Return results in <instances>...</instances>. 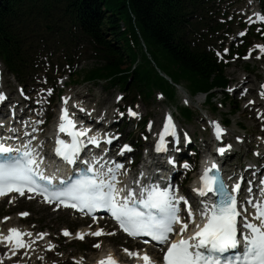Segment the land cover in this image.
<instances>
[{
    "label": "snow or ice",
    "instance_id": "snow-or-ice-1",
    "mask_svg": "<svg viewBox=\"0 0 264 264\" xmlns=\"http://www.w3.org/2000/svg\"><path fill=\"white\" fill-rule=\"evenodd\" d=\"M259 19L264 20V16H259ZM257 48L264 53V45H257ZM5 99L4 94L0 93V101ZM129 112L133 116L137 115L131 110ZM60 121L59 131L67 133L72 140L71 143H67L57 138L55 152L67 164L76 165L81 159L80 152L85 144L81 137H86L88 143L99 147L100 139L88 136V129L74 130L75 122L68 116L66 108L60 116ZM212 123L216 138L220 139L224 130L218 123L214 121ZM170 129L171 135L176 137L175 125L169 116L156 151L162 150L164 135L168 134ZM185 140H188L187 134ZM175 142L179 144L178 137ZM107 143H112L111 137L107 138ZM231 147L226 145L219 147L217 151L223 155ZM125 150L131 151L130 145H123L121 154ZM43 161V156L31 143L24 145L22 151L0 142V196L10 192H17L23 196L27 189L29 192L43 195L48 203L56 202L57 207L71 206L82 212L87 210L89 213L96 209H106L130 237L146 236L159 245H166L162 264H264V205H255V219L258 223L249 222L245 216L244 220L240 221L242 224L240 227L238 218L242 216V211L238 207L235 194L239 192L240 184L236 183L228 189L219 175L220 169L216 163L204 168L200 176L201 186L193 189L200 197H207L212 193L216 198L210 203L201 201L198 208L201 223H196V213L189 201L172 188L160 187L154 182L145 184L141 180L133 181L139 185L138 190L121 185L118 176L122 164L106 167L100 163L99 157L93 156L91 160L83 161L86 167L80 168L78 173L74 170V176L61 180L59 184H53L54 177L45 175L41 170ZM169 162L173 163L171 159ZM188 167L189 165L185 163L184 168ZM140 176L144 177V173L141 172ZM181 202L186 209L183 216ZM190 224L194 225V230L190 235H185ZM238 232H243L242 237ZM102 234L103 229L91 232L93 236ZM171 234L178 235L179 239H171ZM24 235L25 233L17 228H10L7 235L0 233V243L11 245V256H16L20 249L31 247V244L23 239ZM27 235L32 236V233L28 232ZM43 235L47 234L41 233L38 237ZM64 235H69V232L64 230ZM77 236L80 239L84 238L83 233H77ZM148 242L144 240L145 244ZM94 246L99 248L100 244ZM52 247L53 245L49 244V248ZM237 249L241 251L236 255L225 256L230 250ZM123 251L129 257L141 260L142 264H157V261L147 253L141 254L128 248H124ZM98 264H119V261L109 253Z\"/></svg>",
    "mask_w": 264,
    "mask_h": 264
},
{
    "label": "trees",
    "instance_id": "trees-1",
    "mask_svg": "<svg viewBox=\"0 0 264 264\" xmlns=\"http://www.w3.org/2000/svg\"><path fill=\"white\" fill-rule=\"evenodd\" d=\"M201 1L0 0V56L8 69L19 68L31 53L62 46L65 28L73 23L104 47L99 51L104 62L90 70L88 78H111L125 85L127 77L132 76L128 84L147 99L152 88L165 89V82L143 52L142 40L158 68L163 70L151 46L161 54L160 64L179 80L189 81L194 90L209 91L225 84L221 67L184 39L185 13L188 15ZM205 1L208 0H203L204 5ZM126 64L129 65L123 68ZM168 93L172 98L173 93Z\"/></svg>",
    "mask_w": 264,
    "mask_h": 264
},
{
    "label": "rangeland",
    "instance_id": "rangeland-1",
    "mask_svg": "<svg viewBox=\"0 0 264 264\" xmlns=\"http://www.w3.org/2000/svg\"><path fill=\"white\" fill-rule=\"evenodd\" d=\"M150 51L154 57V59L156 60L157 63H159V65L161 66V68L163 69L164 72H166L167 74L171 75L172 78L177 81L180 82V84L186 89L187 92L192 93V91L194 90V87L191 86L190 82L187 80H179L176 76L173 75L172 72H170L167 68H165L164 64H160L161 61V54L159 52H157L155 50L154 47H150ZM251 65H255L258 66L259 64H256L254 62H251ZM83 66H86V63L83 64ZM254 66V67H255ZM243 67L241 62H237L236 65H231L229 69L226 70V74L229 76V78H231L233 81L232 83H237L240 79H241V75H243ZM252 73V72H250ZM232 74H235L236 77L235 79L232 77ZM263 71L259 70L257 67H255V71L254 74L252 73L249 77L250 82H248L249 86H254L257 80V75H262ZM7 76V73L4 71V77H5V81L6 83L9 85H13L12 83V79L11 76ZM7 79V80H6ZM8 81V82H7ZM12 88V87H9ZM77 93H82V95L84 96V98L87 101H90V103H98V108H103V107H109L112 108L113 105V99L114 96L116 95L117 91H118V87L115 88H108L105 85H87L84 84L80 87H77L74 89ZM217 92V90L215 91ZM165 93V97L166 94L168 92H164ZM129 98L126 97L125 102H128ZM135 102H138L140 104L141 110L143 111L144 114H146L148 116V118H151L153 120H157L161 118L162 113L166 110V105L160 104L159 102H157L155 99L153 100H149V101H144L142 98L137 97ZM225 108L223 111H228L232 108V106L237 105L238 106V112L231 116V119L233 120V123L230 125L231 128H234V122L236 121H244L245 124L247 126H249L251 128V125L249 124V122L247 121V119H249L247 112L244 113L241 111L242 105L243 103L240 102H233L232 105L231 104H224ZM251 120V119H250ZM132 140L133 139V134L131 135ZM29 209L31 212H33V215L31 216V220H38L39 225L38 228H52L53 229H58V227H61L63 225H68L69 224V219L67 218L66 215L64 214H50L46 209H40L38 208L36 205H25L23 207H21L20 209ZM19 210V209H17ZM15 210V211H17ZM7 211L6 206H3V209L0 211V216L2 214H5ZM66 217V218H65ZM39 218H42L41 220H39ZM63 219V223H61V220ZM64 219H67V221ZM117 243H120L117 242ZM122 244V241H121ZM77 248L78 251V247ZM82 249V248H81ZM83 254H85V252H83Z\"/></svg>",
    "mask_w": 264,
    "mask_h": 264
},
{
    "label": "bare ground",
    "instance_id": "bare-ground-1",
    "mask_svg": "<svg viewBox=\"0 0 264 264\" xmlns=\"http://www.w3.org/2000/svg\"><path fill=\"white\" fill-rule=\"evenodd\" d=\"M201 98H202V97L199 98L200 101L202 100Z\"/></svg>",
    "mask_w": 264,
    "mask_h": 264
}]
</instances>
